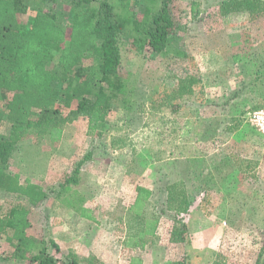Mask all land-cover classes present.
<instances>
[{
	"label": "rangeland",
	"instance_id": "rangeland-1",
	"mask_svg": "<svg viewBox=\"0 0 264 264\" xmlns=\"http://www.w3.org/2000/svg\"><path fill=\"white\" fill-rule=\"evenodd\" d=\"M111 2L121 12V0ZM45 5L71 24L70 3ZM171 12L170 51L138 53L121 38L125 86L98 135L89 137L79 117L60 141L30 133L10 155L11 173L48 192L42 206L28 207V233L52 239L60 264L72 256L103 264L92 250L109 264H264V132L248 117L264 110V0H171ZM9 132L0 109V135ZM87 154L100 160L82 169L77 185L61 186L70 174L50 180L57 157L74 171ZM137 185L153 191L139 217L126 208ZM16 203L24 201L0 190L4 209ZM85 204L94 222L69 227V213ZM149 220L158 229L141 240ZM13 253L0 237V264L31 263Z\"/></svg>",
	"mask_w": 264,
	"mask_h": 264
},
{
	"label": "trees",
	"instance_id": "trees-1",
	"mask_svg": "<svg viewBox=\"0 0 264 264\" xmlns=\"http://www.w3.org/2000/svg\"><path fill=\"white\" fill-rule=\"evenodd\" d=\"M57 1L0 0V109L10 124L8 136L0 135V190L24 201L6 209L0 204V237L14 247L13 257H28L34 264H60V250L52 239L45 242L28 233V207L42 206L48 192L29 180L22 183L19 174L10 172L14 146L30 133L58 142L64 125L79 117L87 119L89 137L98 135L125 86L120 72L123 35L138 53L148 49L159 55L170 51L176 27L171 0H121V12L111 0H61L71 4L72 21L66 27L58 13L45 9V4ZM146 1L150 6L141 10ZM28 11H35L34 16L20 22L18 17ZM35 112L39 116L33 120ZM89 159L85 155L61 186L76 183ZM150 195L137 188L134 215H141ZM146 222L150 229L142 236L155 229L156 221ZM66 260L82 264L75 256Z\"/></svg>",
	"mask_w": 264,
	"mask_h": 264
},
{
	"label": "crops",
	"instance_id": "crops-1",
	"mask_svg": "<svg viewBox=\"0 0 264 264\" xmlns=\"http://www.w3.org/2000/svg\"><path fill=\"white\" fill-rule=\"evenodd\" d=\"M94 160L95 161H99L100 159L95 158V157L94 158L91 157L87 162H84L82 164V166L80 167V169H79V173H78L77 177L81 174L82 169H84V167L87 166L88 163L93 162ZM72 166H73V164H70V162L69 161H66L65 158H61L60 159V158L57 157L55 160H53L50 163V167H49V172H50L49 175L51 176V179L50 180H53V181L55 180V182H57V181H59V179H61V177L64 174H70L71 175V173L73 172L72 171L73 170L72 169ZM51 183H52V181H51ZM77 183H78V180H77L76 183H74V185H77ZM137 188H143L145 190H148L151 193L150 198H151V196L153 194L152 193L153 191L151 189H148V188H146L144 186H141V185L135 186L134 187L135 190L133 191V195H131L132 202L126 207L127 208V211H130L131 214H133L134 211H135V209H133V205H134V202H135V199H136V196H137ZM150 198L148 199V201H147V203L145 205V208L141 211V215L142 214L144 215V212H146V209L148 207V202H149ZM119 205H120V210L121 211L124 210V207L121 206V203H119ZM91 210L92 209L85 204V205H82L79 208H77L76 212L73 211L72 213H69L70 214V220L66 219V218H69V217H67V214L68 213L66 214V216L64 218L67 220V223H68V226L69 227H71V225L77 226L79 223L84 222V221H90V222L93 221L94 222V218H93V215H92ZM133 216H136V215H133ZM136 217H139V216H136ZM56 218H58V217H56ZM60 223H63V220L61 218L56 219V224L57 225H60ZM156 226H157V222L155 224V228H156ZM157 229L153 230V232L151 233V235H144V236H142V234H143V232H142L141 234H139V238L141 240H142V238H145V239L146 238H154ZM128 241H129V239H128ZM140 243H144V242L142 241ZM89 254H91V257L95 258L96 260H99L103 264H109V263H107L105 261V259L102 258L104 253L102 254L99 251L97 253H95L92 250V252L89 253ZM77 258H79L80 260H82V259L85 258V256L84 257H78L77 256Z\"/></svg>",
	"mask_w": 264,
	"mask_h": 264
},
{
	"label": "built area",
	"instance_id": "built-area-1",
	"mask_svg": "<svg viewBox=\"0 0 264 264\" xmlns=\"http://www.w3.org/2000/svg\"><path fill=\"white\" fill-rule=\"evenodd\" d=\"M253 125H255L259 131L264 132V110L257 111L248 115Z\"/></svg>",
	"mask_w": 264,
	"mask_h": 264
}]
</instances>
